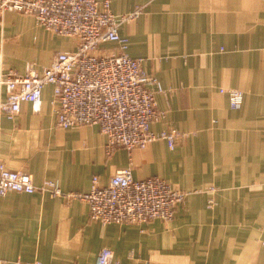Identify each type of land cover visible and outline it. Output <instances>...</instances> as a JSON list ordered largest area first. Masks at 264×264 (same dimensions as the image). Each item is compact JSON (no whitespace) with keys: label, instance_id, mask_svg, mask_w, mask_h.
Masks as SVG:
<instances>
[{"label":"crops","instance_id":"0c3cea01","mask_svg":"<svg viewBox=\"0 0 264 264\" xmlns=\"http://www.w3.org/2000/svg\"><path fill=\"white\" fill-rule=\"evenodd\" d=\"M138 7L119 31L166 90L157 102L167 116L152 128L183 137L175 148L158 139L108 154L99 125H57L52 84L39 111L23 100L15 118L0 116V158L69 195L0 197V264H95L104 247L120 264H264V0H111L118 16ZM76 48L34 14L8 10L0 22V71L23 72L30 62L42 71ZM230 87L244 92L240 109L220 90ZM6 95L0 85V100ZM129 165L136 178L158 175L190 192L173 219L105 224L70 195L88 192L95 175L107 185Z\"/></svg>","mask_w":264,"mask_h":264},{"label":"built area","instance_id":"2783aa9c","mask_svg":"<svg viewBox=\"0 0 264 264\" xmlns=\"http://www.w3.org/2000/svg\"><path fill=\"white\" fill-rule=\"evenodd\" d=\"M8 10L34 14L46 28L74 38L77 48L57 52L42 71L32 62L23 72L0 71V85L5 86L7 92L6 98L0 100V116L15 118L23 100L30 101L34 110L39 111L43 89L52 84L57 125L64 128L99 125L107 137L108 154L119 147L129 151L146 148L158 139L166 140L170 148H175L183 137L180 130L152 128L153 122L167 116L157 102V93L166 90L160 80L144 68L143 58L128 53L129 38L119 31L123 22L141 12V7L118 16L111 9V0H0V22ZM107 42L115 43L116 47L103 48ZM1 57L0 52V60ZM220 90L228 94L231 108L242 107L244 92L241 89ZM10 191L66 194L55 180L36 183L29 172L10 169L0 158V197ZM189 194L158 175L136 178L129 165L116 170L107 185H102L95 175L88 192L70 195L87 200L90 217L102 223L143 224L156 218L173 219L178 205L184 203ZM209 204H213V199ZM17 263L46 264L21 260ZM95 264L120 263L114 251L104 247Z\"/></svg>","mask_w":264,"mask_h":264}]
</instances>
